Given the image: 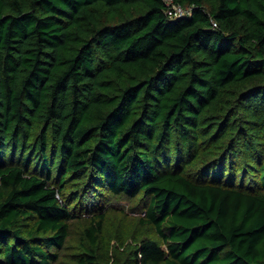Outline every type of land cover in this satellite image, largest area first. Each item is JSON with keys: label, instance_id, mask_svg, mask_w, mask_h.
<instances>
[{"label": "trees", "instance_id": "trees-1", "mask_svg": "<svg viewBox=\"0 0 264 264\" xmlns=\"http://www.w3.org/2000/svg\"><path fill=\"white\" fill-rule=\"evenodd\" d=\"M173 1L0 0V264H264V0Z\"/></svg>", "mask_w": 264, "mask_h": 264}, {"label": "rangeland", "instance_id": "rangeland-1", "mask_svg": "<svg viewBox=\"0 0 264 264\" xmlns=\"http://www.w3.org/2000/svg\"><path fill=\"white\" fill-rule=\"evenodd\" d=\"M105 198H108L107 204L104 203ZM142 201L143 200L139 197L133 201L126 196H116L112 194L101 195L99 204H105L106 207H104L105 209L103 210L105 215L103 234L105 233L106 238L110 241L111 252L118 247V239L120 236L128 235L130 232H135L137 229H142V223L139 221V218L134 215L136 212L131 208L134 205L139 207ZM80 205L82 207L77 210L78 216L72 218L71 235L66 240L67 243H73L79 240L80 236H82V227L85 223L84 219H90L94 214L89 210L91 207L89 202H84V204ZM129 237L132 238V235H128L126 243L131 242ZM56 264H69L67 256H62Z\"/></svg>", "mask_w": 264, "mask_h": 264}, {"label": "built area", "instance_id": "built-area-1", "mask_svg": "<svg viewBox=\"0 0 264 264\" xmlns=\"http://www.w3.org/2000/svg\"><path fill=\"white\" fill-rule=\"evenodd\" d=\"M167 4L166 12L170 17L173 16H180L186 12H188V9L186 7H183L179 3L174 2L173 0H165ZM215 24V22H214Z\"/></svg>", "mask_w": 264, "mask_h": 264}]
</instances>
